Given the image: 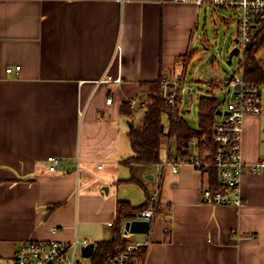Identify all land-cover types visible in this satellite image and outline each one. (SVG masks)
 Wrapping results in <instances>:
<instances>
[{
    "label": "crops",
    "instance_id": "0c3cea01",
    "mask_svg": "<svg viewBox=\"0 0 264 264\" xmlns=\"http://www.w3.org/2000/svg\"><path fill=\"white\" fill-rule=\"evenodd\" d=\"M210 1L0 0V264H14L27 240L113 239L116 226L108 223L116 220L118 200L146 202L155 166L133 167L147 192L129 181L122 161L133 154L128 132L135 123L128 126L134 116L122 114L121 104L134 102V112L144 114L147 84L164 75H185L190 99L198 83L214 91L212 79L188 80V68L198 46H210L209 31L220 39V24L237 26L238 19ZM16 66L18 76L6 72ZM262 85L261 112L244 119V204H205L207 171L162 166L149 230H123L130 243L146 247L143 264H264ZM173 140L166 136L162 148L166 143L177 155ZM50 155L65 162L64 171L47 170Z\"/></svg>",
    "mask_w": 264,
    "mask_h": 264
},
{
    "label": "built area",
    "instance_id": "2783aa9c",
    "mask_svg": "<svg viewBox=\"0 0 264 264\" xmlns=\"http://www.w3.org/2000/svg\"><path fill=\"white\" fill-rule=\"evenodd\" d=\"M210 3L215 7L227 8L237 12V46L241 60L237 67L240 75H235L229 81L231 86L228 85L227 91H231V95L225 110L222 111L221 118L216 120L213 128V139L219 144V148L211 165L217 169L220 186L217 188L204 187L202 200L208 205L241 207L244 204L241 194V180L247 170L246 162L242 156L244 119L247 115L259 114L262 108L261 86L245 80L243 57L250 41H252L253 46L257 26L264 20V0H211ZM6 72L18 76L20 66L7 68ZM185 86V75L162 76L161 95L166 104L177 111H180L179 106L182 103ZM111 102L112 98L110 97L107 99V103L110 104ZM224 112L227 113L224 114ZM191 145H196L194 139L191 141ZM45 163L47 170L51 173L64 171L66 166L61 158L54 155L48 156ZM182 164H191L200 170L204 166V162L196 152L179 161L173 152L168 151L166 159L155 166L152 177L155 188L150 195V204L146 209L138 212L135 219L151 221L155 217L163 181L162 166L171 165L173 171L177 172ZM262 165L261 163L252 165L251 171L258 172ZM76 173H79L78 163L76 164ZM108 225L114 226V222H109ZM89 243L87 239L78 240L77 238L71 241H23L18 244L14 253V264H86L79 259V255L83 257L81 249ZM141 246L140 243L127 244L124 250L109 258V264H143L142 257L138 253Z\"/></svg>",
    "mask_w": 264,
    "mask_h": 264
},
{
    "label": "trees",
    "instance_id": "16d2710c",
    "mask_svg": "<svg viewBox=\"0 0 264 264\" xmlns=\"http://www.w3.org/2000/svg\"><path fill=\"white\" fill-rule=\"evenodd\" d=\"M263 49L264 20L257 26L253 46L245 51L243 57L245 80L259 86L264 83V60L260 57ZM161 82L162 77L147 84L148 98L145 100L142 120L139 125L132 126L128 132L133 154L124 159L122 164L131 170L132 176L129 181L144 187L136 178L133 167L134 165L156 166L162 163L161 149L163 139L167 136L175 138L176 159L179 161L192 153L191 141L194 139L196 141L195 152L204 162L202 170L209 173L211 188L219 187L217 169L211 164L219 148V144L213 139V128L216 123L217 112L222 109V101L213 92L199 98V126L195 129L179 111L166 104L161 95ZM120 110L122 114L128 117L134 115L132 102L122 103ZM163 115H167L169 118L168 132L163 129ZM150 195L147 193L146 202L139 206H134L126 200H118L114 222L116 235L113 239L96 243L91 264H109L110 257L117 255L126 248L130 242L124 237V223L127 220L135 219L138 212L148 207ZM156 208L158 211V206ZM138 253L140 257H143L146 253V247L142 245Z\"/></svg>",
    "mask_w": 264,
    "mask_h": 264
},
{
    "label": "rangeland",
    "instance_id": "374dc122",
    "mask_svg": "<svg viewBox=\"0 0 264 264\" xmlns=\"http://www.w3.org/2000/svg\"><path fill=\"white\" fill-rule=\"evenodd\" d=\"M232 12V11H231ZM233 13V12H232ZM236 18V14L234 15ZM234 18V20H235ZM221 29H223L222 34L219 36H213V32L209 31V47L207 50L204 49V46H198L199 51L194 54V57L190 63L187 72L188 80L194 79L196 76H204L206 78L212 79L218 85L214 87L213 93L220 98L222 101V108H226L227 101L229 99V93H227L228 85L231 86L229 82L235 75L239 76L240 71L237 70L239 62L241 60L240 55H234L232 57L231 64L228 63V52L229 46L235 45V38L237 37L238 32L236 31V24L231 25L230 27L220 24ZM228 31V32H226ZM225 32L227 33L228 42L224 44L225 47L220 46L221 39L224 38ZM219 43V44H218ZM262 59H264V52L260 53ZM192 83V82H191ZM197 83H195L196 87ZM198 92L192 94V99L189 95L184 92L182 103L180 104V113L185 115V118L193 128H198L199 126V100L198 98L202 95H206L211 92V86L207 84L198 83L197 87ZM263 86V85H262ZM263 88V87H262ZM143 115V110L136 109L134 112V117L129 120L130 123H135L137 125ZM163 127L168 129L169 119L167 115H164L162 118ZM129 126V124H128ZM172 150L176 148V141L172 142ZM167 145L163 146L161 149V158L165 159L167 156ZM129 173L131 170L127 167ZM124 190V189H123ZM127 190V189H126ZM136 236L138 233H129ZM79 259L85 262L86 264H91V258L82 257L79 255Z\"/></svg>",
    "mask_w": 264,
    "mask_h": 264
},
{
    "label": "water",
    "instance_id": "95a60500",
    "mask_svg": "<svg viewBox=\"0 0 264 264\" xmlns=\"http://www.w3.org/2000/svg\"><path fill=\"white\" fill-rule=\"evenodd\" d=\"M235 42L238 43V38L235 40ZM251 46H252V41L248 43L247 48L250 49ZM238 54H239V48L236 44V46L229 53L228 63L231 64L232 57ZM217 113L221 114L222 111L219 110ZM226 113L227 112H224V114ZM129 125L132 126V123H130ZM149 227H150V221L148 220L133 219V220H127L124 224L125 232H130V233H144L149 230ZM94 249H95L94 242H90L88 245L82 247L81 252H82L83 257H86V258L91 257L93 255Z\"/></svg>",
    "mask_w": 264,
    "mask_h": 264
}]
</instances>
